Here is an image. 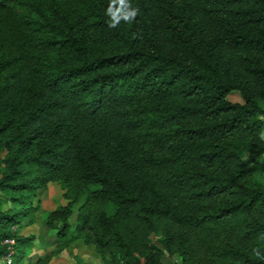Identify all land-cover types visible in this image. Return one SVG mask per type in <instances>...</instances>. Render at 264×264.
I'll return each instance as SVG.
<instances>
[{"label": "trees", "instance_id": "1", "mask_svg": "<svg viewBox=\"0 0 264 264\" xmlns=\"http://www.w3.org/2000/svg\"><path fill=\"white\" fill-rule=\"evenodd\" d=\"M261 177L264 0H0V260L62 182L105 264H264Z\"/></svg>", "mask_w": 264, "mask_h": 264}, {"label": "rangeland", "instance_id": "2", "mask_svg": "<svg viewBox=\"0 0 264 264\" xmlns=\"http://www.w3.org/2000/svg\"><path fill=\"white\" fill-rule=\"evenodd\" d=\"M232 99L238 101L237 96ZM261 180L264 181V178L261 177ZM64 194L65 187L62 182L49 184L46 189L39 190L33 202V207H36L33 216L22 219L19 225L11 229L21 241L27 242L19 246L23 253V264H105L94 247L85 245L81 240L63 245L64 243L58 242L56 231L47 227L43 215L65 206L68 201ZM82 203L83 200L76 209ZM8 208H17V205L10 202L5 205V209ZM76 216L75 212L72 223ZM15 259L18 260L17 254ZM0 264L4 263L0 260Z\"/></svg>", "mask_w": 264, "mask_h": 264}, {"label": "built area", "instance_id": "3", "mask_svg": "<svg viewBox=\"0 0 264 264\" xmlns=\"http://www.w3.org/2000/svg\"><path fill=\"white\" fill-rule=\"evenodd\" d=\"M16 240L6 239L3 245L6 247L7 254L1 259L4 264H14L16 252Z\"/></svg>", "mask_w": 264, "mask_h": 264}]
</instances>
